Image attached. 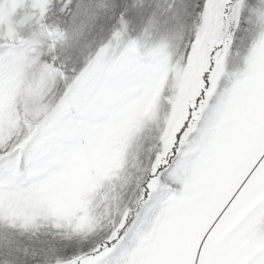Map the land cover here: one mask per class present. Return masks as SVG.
<instances>
[{"label": "snow or ice", "instance_id": "obj_1", "mask_svg": "<svg viewBox=\"0 0 264 264\" xmlns=\"http://www.w3.org/2000/svg\"><path fill=\"white\" fill-rule=\"evenodd\" d=\"M0 264H264V0H0Z\"/></svg>", "mask_w": 264, "mask_h": 264}]
</instances>
